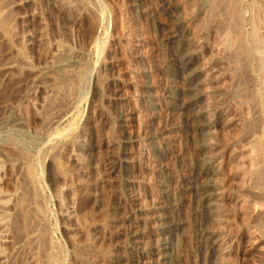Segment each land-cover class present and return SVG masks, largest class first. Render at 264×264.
<instances>
[{
	"label": "rangeland",
	"instance_id": "obj_1",
	"mask_svg": "<svg viewBox=\"0 0 264 264\" xmlns=\"http://www.w3.org/2000/svg\"><path fill=\"white\" fill-rule=\"evenodd\" d=\"M168 3L176 5L180 31L164 8ZM225 4L67 0L62 7L55 0H0V211L8 214L0 212L7 222L0 264L127 263L119 222L125 215L126 180L146 214L147 235L156 228L153 207L163 201L159 183H167L169 200L177 205L174 215L186 222L176 264H195L206 255L198 204L182 189L194 180L200 135L186 114L168 111L166 99L185 43L190 51L203 50L195 66L203 71L206 102L241 110L239 120L225 125L219 120L214 128L223 217L222 228L208 225L227 242L225 264H264V150L252 163L239 159L252 133L264 136V55L255 48L245 55L234 32L247 36L256 25L264 42V0L242 1L240 25ZM226 24L228 48L222 46ZM171 35L177 40L167 44ZM217 66H225L226 76L215 84ZM50 79L57 80L58 92L51 91ZM240 91L243 108L239 98H232ZM124 147L131 160L127 175L119 162ZM28 164L36 180L27 177Z\"/></svg>",
	"mask_w": 264,
	"mask_h": 264
},
{
	"label": "bare ground",
	"instance_id": "obj_2",
	"mask_svg": "<svg viewBox=\"0 0 264 264\" xmlns=\"http://www.w3.org/2000/svg\"><path fill=\"white\" fill-rule=\"evenodd\" d=\"M55 1L57 2V4H59V6L64 7L67 0H55ZM242 1L243 0H226V4H225L226 6L225 7H226V9L228 8L230 10V13L232 14V16L235 20V25L241 24L240 23V20H241L240 13H242V12H240L241 9H239V6L242 3ZM137 2H138V0H132L133 5H135ZM204 5H205L204 7H206V4H204ZM65 8H67V7H65ZM164 8L167 9V12L170 14V16L175 15V13H176V5L175 4H169L168 3V6L164 7ZM201 8H203V7L201 6ZM242 8H243V6H242ZM206 9H208V8H206ZM223 9H224V11L226 10L225 8H223ZM209 11H211V7H209ZM208 14H209V12H208ZM175 16H173L174 17V19H173L174 25L173 26L177 31H180V30H182L181 22L179 21L180 19L178 20ZM208 16H210V15H208ZM231 20H232V18H231ZM234 20H232V21L234 22ZM255 21H256V19H255ZM220 25H222V24H220ZM258 25L259 24H257V26ZM255 26H254V29H251V31H250L251 33L247 36L245 34L242 35L241 34L242 32L240 33V31H235L234 29L233 30H234V32H236V41L238 42V44L240 46V49H241L240 51L244 52V54H245L246 52H248V51H246L248 48H251V49L255 48L258 51V53H260V54H258V56L260 55L262 57L264 55L263 54L264 53V44H263L264 42L261 40L263 42L262 43L259 40V38H258L259 36H257L258 30H256ZM234 27H237V26H234ZM250 28H253V27H250ZM214 29H216V28H214ZM170 30H172V29H170ZM228 30L230 31L229 28H228ZM226 31H227V24H226V28L221 30V34L223 36V37L222 36L221 37L223 38L222 39L223 41L221 40V38H220V40L222 41V44H223L222 46L224 48L230 47V41L227 39L228 35L226 36V34H228V33H226ZM232 33H233V31H232ZM179 36H181V35L179 34ZM208 36H209V34H208ZM176 38H177V35H171L170 37L167 38V44L174 43V41L177 40ZM230 38H232V37H230ZM207 43H209V42H207ZM184 45L176 56L177 57V61H176L177 64H176V67L174 70L173 78L171 80V85L168 89V94L166 96V99H167L168 111L170 113L181 111L180 112L181 114L182 113L184 115L186 114L188 116V118L191 120V123H194L196 130H197L198 134L200 135V140L198 138V141H200V142L197 146L199 163L195 169V172H194L195 175L193 174L195 176L194 180H192V181L190 180V183L187 186L185 184H183V186L185 185V187H183L181 185L183 187L182 189L185 191L184 193L187 192V193L194 194L196 203L198 204V207H197L198 214L203 219V221L202 220L201 221L205 225L204 229L202 230V236L205 239V246H204L205 252L204 251L203 252L206 255L204 254L205 256H198L197 262L195 264H225V259H226L225 257H226V254L228 252V247L226 245L227 242L222 237L221 233H219V230L218 231L216 230L217 228L215 229L214 226L213 227L209 226L210 224H213V225L218 224V226H217L218 229L222 228V226H220L219 224L222 223V217H223L222 216V210H221V204H220V200H221L220 194L221 193L218 189V183L221 182V181L218 182L219 174H220V169L218 166L220 165L221 157H220L219 153L216 152L213 133H214V130H215L214 128H215L217 121L220 120V121H222V124L224 123V125H225L228 122H231L232 120H236V119L239 120V116H241L239 113L241 110L238 111L236 109L238 111L237 112L235 109H233V106L231 108V106H229V104H225L224 103L225 101L223 102L224 104H220V105L208 104L206 102V100L208 98L207 97L208 94H206L203 90V84H204L203 78H202V72L203 71L200 69V67L198 68L197 66H195V60L202 54L203 50H192L191 49L192 51H190V50H188L189 47L184 46ZM218 47L221 48L220 46H218ZM217 51H218V49H217ZM257 51H255V52H257ZM61 53H62V51H61ZM21 56H18V57H21ZM59 56H61V55H59ZM245 59H247V58H245ZM257 59H259V58H257ZM22 60L24 61L25 59H22ZM250 60H251V58H250ZM259 60H261V59H259ZM24 62H26V61H24ZM226 62H228V61H226ZM258 62H260V61H257V63ZM223 67H225V66H223ZM223 67L217 66L213 70V78L212 79H213L214 83L216 82L215 84L221 83L226 76V74H224V72H226V71H223ZM226 69H227V67H226ZM261 69H262V67H261ZM227 73H229V72H227ZM46 77H50V76H46ZM46 77H44V78H46ZM54 77H55V75H54ZM44 78H41V79L44 80ZM77 80H79V79H77ZM50 81L52 82V83L50 82L51 83L50 84L51 91H53V90L56 91L57 89H56L54 82H56L57 80L55 81V79H50ZM63 81H65V80H63ZM48 82L49 81H47L46 83H48ZM227 82H229V81H227ZM47 85H49V83ZM65 86H63V87H65ZM220 88H222V87H220ZM230 90H232V89H230ZM230 90L228 89V92ZM233 90H235V89H233ZM249 91H251V90H249ZM57 92H58V90H57ZM248 93H250V92H248ZM70 95H71V93H70ZM243 95H244V93L242 91L235 92L234 94H232V98H233V100H234V98H237V99L239 98L240 102H237V103H239V105H241V106H242V104L245 106L246 104H244V99H243L244 96ZM220 96H222V95H220ZM232 98H231V100H232ZM231 100H229L230 103H231ZM233 100H232V102H233ZM245 100H246V98H245ZM226 102H227V100H226ZM237 103H235V104H237ZM231 105H233V104L231 103ZM236 106H238V105H236ZM242 108H243V106H242ZM242 108H240V109H242ZM236 123H238V122H236ZM248 138H249V142L248 141L247 142L250 143L251 145H249V144L244 145L242 148L243 150H241L242 152L239 153V155H240L239 159H240L241 163H245V162L246 163H252L255 160L256 156L264 150V136H263V134H261L259 132H254ZM124 145H127V143L124 142ZM152 151L155 153V155L157 157L162 155L160 148L157 145L152 146ZM239 155H238V157H239ZM14 160H15V158H14ZM130 161L131 160L129 158V152H128L127 148H125V147L122 148V150L119 153V162L121 164V168H122L124 175H127L128 171H130L129 170L131 167ZM31 166L32 165H29V167H28V170H27L28 176L27 177L31 176L35 172V171L32 172L33 166L32 167ZM23 171H24V169H23ZM33 175L31 178L36 180L34 178L35 176L33 177ZM33 179H28V180H33ZM248 180H249V178H248ZM159 184H160V188H161L160 193H161V196L163 198V201H161L160 203H158L157 205H155L153 207L152 212H154V213H153L152 219L156 222V228L154 230V233L151 235L146 234L148 232V231L146 232V230H145L146 229L145 228L146 223L144 222V219L146 218V214L142 211L143 209L141 210V208L138 205L139 204L138 203V201H139L138 194L133 191V189L131 187V183L128 180H126V183L124 184V188H123L122 192H123L124 197L126 199L125 203H124L126 205V207H125V210L123 209L125 211V215L119 220V222H121V224H122L121 225L122 228L120 227L122 229L121 234L124 237L126 247L128 249V255H129L128 259H127V263H125V264H142V263H146V264H176L175 259H174L175 249H176L177 243L186 237L185 236L186 233L184 230L186 222H185V220L177 218V216L174 215V210H175L177 205L173 201L169 200V195H170L169 194V188H168V185L165 182V180H161ZM262 193H263V191H262ZM8 197H11V195ZM10 199L11 198H9V200ZM12 199H14V198H12ZM0 209H4V202L2 200H0ZM22 209H23V207L21 208V210L20 209L19 210L22 211ZM0 212H3V211L1 210ZM23 213H21V215ZM5 215L8 216V214H5ZM5 215L4 216L2 215V218H5ZM37 215H38V213H37ZM2 218H0V238H2L3 230H5L7 228V227L4 228L5 227L4 225L7 224V222H6V224H4L6 218L3 219L4 221H2ZM123 223H127V225L123 226ZM152 237H153V239H152ZM1 241H2V239H1ZM200 247H201V245H200ZM201 250H203V249H201ZM0 257H1V255H0ZM202 257H205L204 260H202ZM189 264H192V263L189 262Z\"/></svg>",
	"mask_w": 264,
	"mask_h": 264
}]
</instances>
